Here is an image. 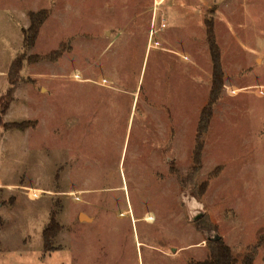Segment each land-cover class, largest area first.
<instances>
[{"label": "rangeland", "instance_id": "rangeland-1", "mask_svg": "<svg viewBox=\"0 0 264 264\" xmlns=\"http://www.w3.org/2000/svg\"><path fill=\"white\" fill-rule=\"evenodd\" d=\"M155 1L0 0V264H189L214 232L264 264V0Z\"/></svg>", "mask_w": 264, "mask_h": 264}, {"label": "trees", "instance_id": "trees-1", "mask_svg": "<svg viewBox=\"0 0 264 264\" xmlns=\"http://www.w3.org/2000/svg\"><path fill=\"white\" fill-rule=\"evenodd\" d=\"M47 18V12H29V26L27 29L23 30V48L30 49L34 46L39 28ZM208 42L210 47V54L213 65V83L212 88L210 90L209 100L207 104L204 106L200 113L197 135H196V144L194 148L195 160L199 162L200 154L203 149V136L207 132L211 117H212V109L218 98L221 86H222V76L223 72L220 65L219 53L216 47L215 41L211 35V31H208ZM24 58L17 57L12 62L9 68V81L12 85L9 90V97L14 90L15 84L19 80V73L22 69ZM2 112H5L8 108L7 104L0 107ZM26 126H22V124L15 123L14 129H23ZM2 224V220L0 218V225ZM59 230V225L55 221L54 216L51 217L49 223L43 230V243L44 249L46 251L51 250V240L55 237L57 231ZM209 241V240H208ZM258 245L248 249L246 253L238 258L234 255L231 248L224 244L221 240L212 242L209 241V248L207 255L202 260H191L189 264H254L255 255L257 252Z\"/></svg>", "mask_w": 264, "mask_h": 264}, {"label": "water", "instance_id": "water-1", "mask_svg": "<svg viewBox=\"0 0 264 264\" xmlns=\"http://www.w3.org/2000/svg\"><path fill=\"white\" fill-rule=\"evenodd\" d=\"M0 121H1V118H0ZM192 210H193V215L190 217V220L192 222H197L204 216V210L201 206H198L197 208L196 207L192 208ZM206 238L209 241L216 242V241L221 240L222 237L220 234L214 232L212 236H209V234L206 235Z\"/></svg>", "mask_w": 264, "mask_h": 264}, {"label": "built area", "instance_id": "built-area-1", "mask_svg": "<svg viewBox=\"0 0 264 264\" xmlns=\"http://www.w3.org/2000/svg\"><path fill=\"white\" fill-rule=\"evenodd\" d=\"M163 3V0H156L155 1V4L156 6H159ZM156 19V16H154V20ZM154 26L152 27L151 29V34H150V40L155 42V44H158V38L155 36L156 33L160 32V31H163L166 26H167V23H166V19L164 18H161L158 23H156V29H154ZM183 59V58H182Z\"/></svg>", "mask_w": 264, "mask_h": 264}]
</instances>
